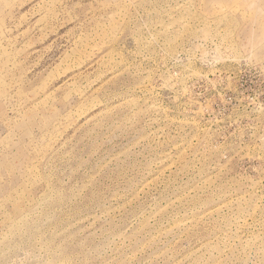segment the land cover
Wrapping results in <instances>:
<instances>
[{
    "label": "rangeland",
    "instance_id": "rangeland-1",
    "mask_svg": "<svg viewBox=\"0 0 264 264\" xmlns=\"http://www.w3.org/2000/svg\"><path fill=\"white\" fill-rule=\"evenodd\" d=\"M0 264H264V0H0Z\"/></svg>",
    "mask_w": 264,
    "mask_h": 264
}]
</instances>
